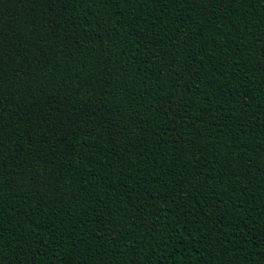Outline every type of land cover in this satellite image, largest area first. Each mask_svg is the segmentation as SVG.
<instances>
[{
  "label": "trees",
  "instance_id": "trees-1",
  "mask_svg": "<svg viewBox=\"0 0 264 264\" xmlns=\"http://www.w3.org/2000/svg\"><path fill=\"white\" fill-rule=\"evenodd\" d=\"M0 264H264V0H0Z\"/></svg>",
  "mask_w": 264,
  "mask_h": 264
}]
</instances>
